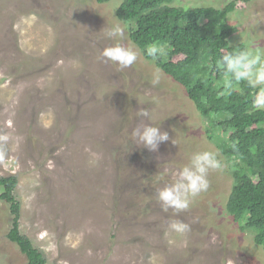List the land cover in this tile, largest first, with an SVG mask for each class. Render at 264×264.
<instances>
[{
  "label": "rangeland",
  "instance_id": "374dc122",
  "mask_svg": "<svg viewBox=\"0 0 264 264\" xmlns=\"http://www.w3.org/2000/svg\"><path fill=\"white\" fill-rule=\"evenodd\" d=\"M121 1L0 0V176L18 178L21 231L48 264H264L262 246L227 211L231 162L185 88L132 41L116 14ZM228 17L239 27L232 42L264 53V0L240 2ZM114 23L139 53L122 71L97 59L114 43L105 36ZM144 124L169 140L156 151L141 145L132 132ZM205 150L222 163L209 189L187 211H163L157 189ZM170 220L190 231H172ZM10 221L0 197V264H28L7 238Z\"/></svg>",
  "mask_w": 264,
  "mask_h": 264
},
{
  "label": "trees",
  "instance_id": "16d2710c",
  "mask_svg": "<svg viewBox=\"0 0 264 264\" xmlns=\"http://www.w3.org/2000/svg\"><path fill=\"white\" fill-rule=\"evenodd\" d=\"M172 1L122 0L116 14L131 24V39L145 55L146 46L163 48L156 65L185 88L207 120L210 139L231 162L234 181L228 213L264 249V111L253 108L258 89L242 81L236 90H229L224 83L228 75L216 67L225 52L247 48L243 41L232 42L239 27L228 16L238 3L252 0H229L221 7L177 6ZM17 185L15 175L0 176V197L9 204L11 214L7 238L25 254L28 264H48L43 252L21 231Z\"/></svg>",
  "mask_w": 264,
  "mask_h": 264
},
{
  "label": "clouds",
  "instance_id": "9594fccd",
  "mask_svg": "<svg viewBox=\"0 0 264 264\" xmlns=\"http://www.w3.org/2000/svg\"><path fill=\"white\" fill-rule=\"evenodd\" d=\"M105 36L114 43L103 48L97 59L105 63L112 62L118 66V71L133 67L138 60L139 53L124 43L126 25L112 24L105 32ZM145 51L153 61L159 60L164 55V50L159 45L146 46ZM216 67L228 75L229 78L224 83L229 90H236L235 85L242 81L246 82L248 87L258 89L253 100V108L257 111H264V53L259 49L253 51L250 48L225 52L216 62ZM158 83L159 75L157 74L152 84ZM137 115L149 117V112L141 108ZM132 135L141 145L151 151L158 150L161 143L169 140V133L153 124H144L142 128H135ZM173 143L175 144L174 141ZM221 168L222 163L218 159V153L208 150L194 152L188 163L174 174V181L157 189V199L163 211L167 212L172 209L177 214L187 211L195 198L209 189V172ZM168 226L179 234L190 231V225L180 220H170Z\"/></svg>",
  "mask_w": 264,
  "mask_h": 264
}]
</instances>
